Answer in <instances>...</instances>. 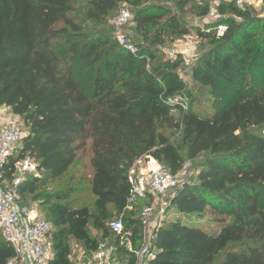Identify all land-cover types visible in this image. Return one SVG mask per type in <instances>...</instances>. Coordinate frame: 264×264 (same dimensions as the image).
I'll return each mask as SVG.
<instances>
[{
  "label": "trees",
  "instance_id": "1",
  "mask_svg": "<svg viewBox=\"0 0 264 264\" xmlns=\"http://www.w3.org/2000/svg\"><path fill=\"white\" fill-rule=\"evenodd\" d=\"M169 1H177L181 10L187 4ZM123 3L135 8L137 54L102 28ZM219 11L242 21L212 38L215 46L200 55L193 79L213 88L214 78L232 84L234 65H240L243 76L252 70L260 81L264 18L233 3L221 4ZM208 12V6L201 7L202 16ZM189 33L172 7L145 0H0V106L9 107L27 129L0 168V184L14 178L20 159L37 163L40 174L27 175L19 191L25 205L51 206L52 220L43 216L58 228L50 235L49 264H73L68 237L81 242L91 259L104 242L113 255L127 256L123 264H137L110 224L113 216H122L135 249L144 239L141 218L133 213L150 205L152 197L129 209L130 170L142 157L156 159L173 175L188 160H201L194 181L173 189L168 210L177 217L154 229L148 264H264V86L213 102L210 113L195 111L193 102L174 112L169 100L186 97L174 73L182 60H161L159 54L167 42ZM198 34L211 39L201 30ZM87 69L90 85L80 78ZM88 147L92 175L78 180L72 175L66 189L50 187L62 185ZM80 181L88 183L91 206H72ZM182 214L209 218L210 228ZM15 256L0 238V264Z\"/></svg>",
  "mask_w": 264,
  "mask_h": 264
},
{
  "label": "rangeland",
  "instance_id": "2",
  "mask_svg": "<svg viewBox=\"0 0 264 264\" xmlns=\"http://www.w3.org/2000/svg\"><path fill=\"white\" fill-rule=\"evenodd\" d=\"M86 0H76V2H85ZM148 3H161L165 4L166 6L172 7L175 12H178L179 15L182 17L184 23H186L190 33L186 36L176 38L172 42H167L165 46H163L162 54H159L160 59H176L177 57H181L182 63L179 68H177L174 73L178 76V78L183 82L185 86L184 95H186L187 103L193 102L192 108L199 112L200 114L210 113L213 111V102L222 101H232L234 99L239 98V93L242 92L245 95H249L254 88H258L264 86V71L262 73V78L260 81H257L252 78L251 71L247 72L244 76L243 73L240 72V65H234L233 71V83H229L224 79L214 78L215 88L210 85L197 83L193 79V69L194 66L202 53L211 49L215 46L213 44L212 38L215 36L220 37L218 34V27L223 25L227 29L234 25L235 23L241 22L242 18L233 14L230 11L225 13H221L219 11L220 4H215L213 0H186V6L183 10H181L177 6V1H169V0H145ZM79 7V5H77ZM208 6L209 12L207 15L202 16L200 14L201 7ZM121 9H127L131 12L132 19L135 8L128 3L121 4L118 9L109 17L102 28L111 31V33L120 32L124 36L127 37L130 44L137 47L139 42L135 38V34L133 33V23L130 21L125 26L121 27L119 30L114 24V19L118 12ZM244 10V9H243ZM245 10H249L251 16L257 18H264V0H255L254 3L248 6ZM131 19V20H132ZM198 30H201L207 34H211L210 38H202L198 34ZM213 33L215 35H213ZM194 39L195 44L193 46H189L188 39ZM257 45L259 44V38H257ZM141 48V46H139ZM260 52V51H259ZM138 53V52H137ZM264 62V55L262 59L259 60V63ZM152 66L153 63H150ZM260 65V64H259ZM264 68V66H263ZM91 75L92 72L87 69L84 73L80 76L83 83L86 85H90L91 83ZM216 89V90H215ZM191 93V96H189ZM191 99V100H190ZM176 116H179L176 114ZM16 126L21 130L23 133V137L27 134V129L25 128L22 120L20 117L14 115L9 107L0 106V134L9 126ZM264 128V127H263ZM90 147V145H89ZM87 148L85 151L79 152V160L71 170V172L66 176L61 186L54 184L50 187L52 188H60L66 189L68 185L66 182L71 178L72 175H75L77 180L85 177L86 179L89 178L92 173V167L90 164L91 159V150ZM15 153V150L14 152ZM201 160L198 159L196 161H187L184 170L185 173H181L178 176L179 186L182 185L185 181H194V177L197 171L198 163ZM76 185L78 186V191L73 194L72 196V206L73 207H80L81 205H89L91 206L93 203V198L88 191V183L85 181L77 182ZM174 194V190L168 192L165 196L161 197L155 203V210L153 212L152 217L150 218L149 225L146 229H144L143 234V241L137 244L136 249L142 245H147L150 247L152 234L154 229L161 224L162 221H172L176 219V213L168 210L170 199ZM31 196L28 195V202L31 204L33 201L30 199ZM262 201H264V190H263V197ZM55 203H58L55 202ZM33 206L36 207L38 212L41 215L47 216L48 219L52 220V217L48 215V210L51 206H44L38 205L37 203H33ZM142 211V207H138L135 212L133 213L134 217L140 218V212ZM122 216L115 215L111 220L120 219ZM181 217L190 220H196L201 223L203 227H209L210 221L209 218L198 219L195 216H188L187 214H182ZM53 231H55L58 227L53 224ZM109 228V225L107 226ZM210 228V227H209ZM91 234L101 240V233L96 231L95 229H91ZM0 238L3 239L2 234L0 233ZM114 240V238H113ZM111 241V243L113 242ZM68 243L71 247V255L70 259L73 264H88L92 261L89 252L86 250L84 245L81 242L76 241L72 237H68ZM113 259L115 264H123L127 256L125 255H113ZM151 259L150 255L146 257H136L137 264H148L149 260ZM17 264H25L23 261H19Z\"/></svg>",
  "mask_w": 264,
  "mask_h": 264
},
{
  "label": "built area",
  "instance_id": "3",
  "mask_svg": "<svg viewBox=\"0 0 264 264\" xmlns=\"http://www.w3.org/2000/svg\"><path fill=\"white\" fill-rule=\"evenodd\" d=\"M255 0H213L215 4L233 3L240 9H246ZM132 19L131 12L121 9L114 19V24L119 30ZM227 28L223 25L218 27L219 36H224ZM115 37L121 45H124L132 54H137V47L129 43L126 36L120 32ZM189 46L195 44V40L188 39ZM187 99L184 96L171 98L169 104L173 111L186 110ZM23 133L19 128L12 125L0 134V168L17 149ZM15 176L12 180L0 184V233L4 239L13 247L15 258L9 260L8 264H17L23 261L25 264H49L53 259V244L50 235L53 225L41 215L33 205H25L21 202L19 191L21 183L27 175H39V168L35 161L26 157L16 163ZM185 173V170L181 171ZM179 173V175L181 174ZM179 175H173L169 169L164 167L152 157L138 159L130 170L132 183L131 196L129 198V209L139 200L152 197V203L143 207L140 218L144 229L147 228L150 218L155 210V203L168 192L179 187ZM110 230L119 237L120 244L128 252L136 257H146L151 254L150 247L142 245L139 250L135 249L131 240V232L125 229L123 219H117L110 224ZM88 264H115L113 249L102 242L94 257Z\"/></svg>",
  "mask_w": 264,
  "mask_h": 264
}]
</instances>
